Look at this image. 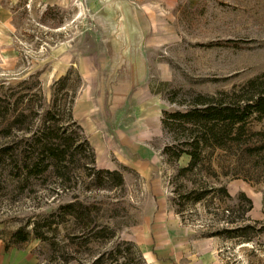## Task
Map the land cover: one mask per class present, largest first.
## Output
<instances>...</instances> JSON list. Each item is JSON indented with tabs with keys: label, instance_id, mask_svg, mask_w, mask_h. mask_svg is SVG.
I'll list each match as a JSON object with an SVG mask.
<instances>
[{
	"label": "rangeland",
	"instance_id": "rangeland-1",
	"mask_svg": "<svg viewBox=\"0 0 264 264\" xmlns=\"http://www.w3.org/2000/svg\"><path fill=\"white\" fill-rule=\"evenodd\" d=\"M56 1L0 0V146L37 129L46 109L56 127L66 128L61 136L77 139L66 147L62 183L57 171H46L15 188L0 166V264H92L101 252L103 264H264V149H244L264 138V118L251 119L241 141L207 149L190 172L177 173L181 156L146 180L117 168L122 183L115 186L96 176L91 148L75 146L85 136L71 124L83 85L77 60L93 52L109 70L102 73L105 98L125 91L108 83L116 75L132 85L133 104L153 101L166 112L183 110L193 95L228 92L264 74V0ZM192 186L212 189L198 201L180 196ZM74 199L114 236L84 243L68 236L76 227L59 224L47 233L51 245L30 235L4 248L18 225L30 230ZM244 224L250 229L236 236ZM226 227L233 232L211 235Z\"/></svg>",
	"mask_w": 264,
	"mask_h": 264
},
{
	"label": "trees",
	"instance_id": "trees-1",
	"mask_svg": "<svg viewBox=\"0 0 264 264\" xmlns=\"http://www.w3.org/2000/svg\"><path fill=\"white\" fill-rule=\"evenodd\" d=\"M183 107L181 111H162L160 118L162 134L167 135L168 138V141L161 147L160 153L165 162L170 163H177L181 156L186 157L185 163L176 167L177 173L180 174L195 169L207 149L223 148L227 142L241 141V137L246 131V124L251 119L264 118V74L248 79L242 85L232 88L228 92H218L215 95H193ZM20 116L21 114H18L13 118V125L17 124V119ZM42 120L37 129L31 133L28 132L27 137H20L18 141H9L0 146V166L13 180L15 188L17 186L22 187L28 178L39 177L46 171H57L53 173L54 179L62 183L63 175L59 169L65 161L66 147L77 139L71 135L61 136L66 128L54 125L53 110L46 109L43 111ZM71 124L74 125L75 122L72 121ZM59 130L60 135H53ZM253 135H262V133L258 132ZM75 146L88 149V143L84 138L75 143ZM244 149L249 152L254 149H264V138L260 140L258 145H247ZM89 155L93 161L92 150ZM94 172L98 178L112 180L114 186L122 183L121 175L117 169L100 168ZM95 185L102 186V183L98 182ZM210 189L212 188H206V186H192L180 196L186 197V200L198 201L203 199ZM216 189L228 197L224 185L220 184ZM247 202L250 203L249 199ZM175 210L177 213L180 212L179 208ZM255 222L259 223L258 221ZM59 224H69L76 227V231L68 236L76 235L82 238L84 243L100 241L103 237L112 238L114 236L111 228L99 224L96 219L89 215L88 205L74 199L59 203L45 217L34 220L30 230L25 228L27 224L18 225L10 233L9 242L5 244L4 248L26 242L30 235L51 245L47 233ZM250 227L248 224L238 227L240 233L236 236L244 237L245 232ZM255 231H261V228H257ZM220 232L231 233L233 228H222L211 235ZM118 244L121 242H117L113 247L117 251L116 254L119 253ZM126 245L129 244L126 243ZM102 255V252L98 253L91 263L103 264ZM112 260L116 263L115 255Z\"/></svg>",
	"mask_w": 264,
	"mask_h": 264
},
{
	"label": "crops",
	"instance_id": "crops-1",
	"mask_svg": "<svg viewBox=\"0 0 264 264\" xmlns=\"http://www.w3.org/2000/svg\"><path fill=\"white\" fill-rule=\"evenodd\" d=\"M107 70L98 53L77 60L83 85L73 100L71 117L83 132L97 167L128 168L146 180L165 164L160 153L164 144L160 127L163 110H156L153 101L133 104L132 85L116 75L109 77L108 83L114 82L112 88L125 91L115 90L105 98L102 73Z\"/></svg>",
	"mask_w": 264,
	"mask_h": 264
},
{
	"label": "bare ground",
	"instance_id": "bare-ground-1",
	"mask_svg": "<svg viewBox=\"0 0 264 264\" xmlns=\"http://www.w3.org/2000/svg\"><path fill=\"white\" fill-rule=\"evenodd\" d=\"M118 44L122 45L121 43H118ZM123 54L125 56H128L129 57V58H126L127 59V62H129L131 64L132 68L135 69V67H136L135 66V59H133L132 56L130 55V53L129 52H126L125 50L123 51Z\"/></svg>",
	"mask_w": 264,
	"mask_h": 264
}]
</instances>
